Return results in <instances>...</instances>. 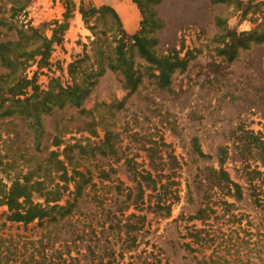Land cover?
<instances>
[{"label": "rangeland", "instance_id": "rangeland-1", "mask_svg": "<svg viewBox=\"0 0 264 264\" xmlns=\"http://www.w3.org/2000/svg\"><path fill=\"white\" fill-rule=\"evenodd\" d=\"M66 1L75 4L69 27L47 61L21 56V45L33 51L39 36L52 37L65 19ZM24 2L0 0V46L8 43L7 54L18 63L11 82L0 49V114L14 104L8 86L23 78L32 82L21 99L37 92L43 101L76 84L88 93L80 107L42 114V138L22 116L0 117V264H264V43L237 46L229 60L222 50L230 48L231 36L216 20L224 17L238 32L263 30L264 2L254 0L260 9L245 15L234 13V4L211 0L156 5L159 25L146 30L150 45L187 60L167 87L136 45L144 21L136 0H31L13 15V6ZM81 3L87 10L108 5L119 14L128 61L142 77L136 89L126 88L124 75L109 65L117 45L110 24L98 13L86 22ZM98 41L110 51L97 52ZM223 169L241 186V196L234 186L230 192L220 185ZM75 171L87 181L72 215L29 224L8 220L3 200L14 182L67 186L64 205L81 180ZM148 174L159 180L157 191L142 179ZM141 183L145 202L136 203ZM33 199L44 202L37 192ZM200 208L206 209L201 218ZM127 222L138 229L128 232Z\"/></svg>", "mask_w": 264, "mask_h": 264}, {"label": "trees", "instance_id": "trees-1", "mask_svg": "<svg viewBox=\"0 0 264 264\" xmlns=\"http://www.w3.org/2000/svg\"><path fill=\"white\" fill-rule=\"evenodd\" d=\"M31 0H25V2L20 5H14L12 10L14 11L13 15L17 14L19 11L24 9ZM140 5L142 12L144 14V21L142 30L139 34L135 36L136 45L138 46L139 53L151 64L155 65V69L158 74H153L159 81L162 87H167L171 84V76L178 68H185L187 66V60L185 58H181L178 53L173 56L168 54H158L154 51V44L152 38H149L146 35V30L149 25H152L153 28L157 27L159 18L157 16V10L155 8L156 5H159L163 2V0H136ZM213 3H226V4H234V13L242 12L245 14L249 13L252 8L260 9V3L254 4V0H250L249 3L244 5L242 0H211ZM264 2V0H262ZM80 6V12L82 13L86 22L88 21V16L95 15L98 13L102 18L108 21V29L113 32L114 40L117 41V45L113 48V52L116 55L115 61L110 62L112 70L120 71L124 75V85L126 88H130L132 90L136 89L139 83L142 81L141 76H136V72L133 68L132 63L128 61L127 58V50L126 43L124 41L125 30L121 21V18L117 11L108 5H103L99 8L92 7L87 10L83 3ZM67 11L65 13V19L63 22H57L58 26L53 30V35L51 38H47L44 36H39L41 43L33 50L28 51L26 45H21L22 51L21 56H25L27 59L34 57L35 55L41 56L40 62H46L54 42L61 41V36H59L60 32L65 31L69 27V22L67 21L72 17V10L75 7L74 2L66 1ZM247 7V8H246ZM256 11V10H255ZM217 24L226 31L227 35L231 36V45L228 50L224 48L222 52L228 53L229 60H234L237 46H242L246 49L251 47V44L254 43H264V29H254L251 31H243L238 32L237 30H232L225 26V18L222 16H218L216 18ZM93 28V27H92ZM156 41V40H155ZM22 44V43H21ZM8 43L2 44L1 49V59L3 64L9 68V73L6 76L10 79L11 82L17 79L18 73V63L17 59L11 58L7 54L9 52ZM94 49L101 54H105L110 49L103 48L102 43L100 41L94 43ZM18 58V57H15ZM14 59V60H13ZM111 59V58H110ZM24 63V62H22ZM20 64V63H19ZM73 72V71H72ZM3 76H0V83L2 81ZM3 82V81H2ZM6 82V80L4 81ZM32 81L27 80L26 78L19 79L14 85L8 86V92L12 94V99L14 104L5 109L1 116L4 115H20L26 121H28L29 127L33 129L36 133V138H42L43 135V117L42 114L50 113L55 108H64L67 105L80 107L82 105V100L85 95L88 93V89H83L79 85H75L74 87L69 88H61L58 93H50L46 94L45 98L42 100H38L39 94L35 92L30 97H26L24 99L18 98L17 96L24 93V88L28 87V85ZM3 85H0L2 87ZM48 95V96H47ZM38 100V101H37ZM57 144H59L56 141ZM51 156H58L57 152H52ZM56 165L61 166L62 175L61 178H66L68 171L64 162L62 160H57ZM76 175L81 177V180L76 182L75 185V198L73 201L66 200V204H61L60 201L64 195V192L68 189L67 186H62L61 184H57L55 188L46 189L45 182L37 181L35 183H30L26 180L25 183L20 181H16L13 183L11 188L9 189V193L5 196V200H3V204L8 206L10 214L8 215V220L15 222H24L25 224H29L34 220L38 219L43 221L45 218H50L51 220H58L55 213H59L60 219H64L72 215L79 207L80 197L83 196V192L85 189L86 181L85 174L79 171H75ZM219 183L220 185H224L229 188L231 192L232 186L236 189L234 195L241 196L242 189L239 184L234 182L229 173L226 170H220L218 173ZM142 179L146 181V185L148 188L153 191H157L159 180L153 178L151 174L143 175ZM144 188L142 183L138 186V194L134 202L136 203H144ZM37 192L39 195L44 197V202H36L33 199V194ZM133 194V190L130 188L127 200L131 199ZM161 195V194H160ZM164 207V206H163ZM161 206H157L156 209H167V212L170 211L171 204H167L164 208ZM205 208H200L196 214V217H202L203 213H205ZM124 226L128 229V232L134 229H138L137 226L127 222ZM127 232V233H128ZM113 255V254H112ZM99 264H103L100 262ZM105 264H112V261L109 260Z\"/></svg>", "mask_w": 264, "mask_h": 264}, {"label": "crops", "instance_id": "crops-1", "mask_svg": "<svg viewBox=\"0 0 264 264\" xmlns=\"http://www.w3.org/2000/svg\"><path fill=\"white\" fill-rule=\"evenodd\" d=\"M250 0H242V2L244 3V5H246L247 3H249Z\"/></svg>", "mask_w": 264, "mask_h": 264}]
</instances>
